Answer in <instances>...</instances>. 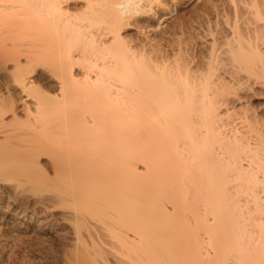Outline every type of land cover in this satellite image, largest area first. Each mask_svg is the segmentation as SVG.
<instances>
[{
	"label": "bare ground",
	"instance_id": "bare-ground-1",
	"mask_svg": "<svg viewBox=\"0 0 264 264\" xmlns=\"http://www.w3.org/2000/svg\"><path fill=\"white\" fill-rule=\"evenodd\" d=\"M162 1L0 0V182L73 213L57 263L264 264V98L253 115L234 99L264 94V0L230 1L198 62L127 37Z\"/></svg>",
	"mask_w": 264,
	"mask_h": 264
},
{
	"label": "rangeland",
	"instance_id": "rangeland-1",
	"mask_svg": "<svg viewBox=\"0 0 264 264\" xmlns=\"http://www.w3.org/2000/svg\"><path fill=\"white\" fill-rule=\"evenodd\" d=\"M163 1H162L163 3H161V4H153V7L147 8L146 13L140 17L141 21H140L139 25L134 23L132 26H130L127 29L128 32H126V33L128 35L125 34V35H127V37L130 38V41L133 40V44H135L137 46H138V43H139V46H142L141 45V42H142V44H145L144 45V46H146L145 48L146 49L148 48L147 50H150L149 48L152 47V51L155 52V49H157L156 50L157 52L155 53L157 57L159 56L158 54H160V53H158V50L160 49L158 47H161L162 50H163V47H165L164 51H160L161 49L159 50V52H161V54H162V52H165L164 53L165 55H163V56L160 55L158 58L165 57L166 51H167L168 53H170V52L171 53L169 55L167 54V57H165V58H168V56L170 58V55H171L170 59H173V57H172L173 51H175V52H181L182 51L183 53L187 52V53H185L186 55H188V53H189L188 57H191V58H188L186 55H184L181 52V55L183 54V56H186V59H193L194 58L196 60V59H198V56L201 57V58L199 57V59H202L203 54L207 55V53L209 52L208 48H211V46H212L211 44H213L212 40L214 41L215 36L212 39L210 37V35L212 36L213 33L211 34L210 32L216 31L214 29L216 26V23H217L216 21H219L218 23H221L220 25L222 27V28L221 27L218 28L220 30V32L218 34L224 35V36L222 35L223 36L222 37V36H219L217 34L216 38L220 37L221 41H222V42L220 41V38L217 39V41L221 43L220 44L217 42L219 47L225 41L226 34L227 35L230 34L229 33L230 32V29H229L230 26L228 27L226 25L225 20H224L225 17H222V16H224V14L226 12L231 13L233 11L234 3L230 2L232 0H163ZM200 23H201V25H200ZM223 27H224V29H223ZM210 29L212 31H209ZM216 29H217V27H216ZM227 31H228V33H227ZM222 32H224V33H222ZM207 33H210V35ZM215 35H216V33H215ZM201 38H202V40H201ZM177 39H179V40H177ZM140 40H141V42H140ZM175 40L177 43L175 42ZM147 41H148V43H147ZM179 42H181V43L183 42L179 46H183V45L185 46V47L183 46L184 48L183 47L181 48L182 50L178 49V47H174V43L176 44V46H178ZM168 43H170V44H168ZM172 43H173V45H172ZM130 44H132V42H130ZM159 44H161V45H159ZM185 44H187V45H185ZM148 45H152V46L148 47ZM170 45H172V47L174 49L177 48L178 51L174 50ZM168 46H170L172 49ZM205 46H206V48H204ZM185 48H188L186 50H189V52L183 51V49H185ZM205 50L207 53H204ZM190 52H191V54H190ZM194 53H196V54H194ZM191 55L195 56L196 58L191 56ZM199 59L196 62H198ZM165 60L167 61V59H165ZM169 61L172 62L171 60H169ZM169 61H168V64H169ZM3 66H4L3 64L0 65V92L6 94V91H5L6 90L5 88H7L6 84L8 86H11V84H12L11 77H9L10 76L9 72H11V71L6 70V67L5 66L3 67ZM8 66L9 65H7V67ZM52 84L53 85H51V83H50V85L53 88H55L57 86L55 82H53ZM15 90L16 91L12 90V92L14 94L13 95L14 99H15L14 101H15V103H17V107H18L17 111H19V115L22 116V115H24V113L26 115L28 108H31V110L33 109L32 111H35V107H34L35 104L32 106L33 102H31V98L26 99V95L24 96V94L20 92V88L19 89L17 88ZM247 91L252 92V90L248 89L245 92L241 91L242 93H240V94L238 93L240 96L244 95L243 96L244 98L242 96L241 97L237 96L238 98L234 97L235 105H236L237 109L240 108L241 106H243L245 109V107L248 106L246 111H247V113L249 111L251 112L250 114L248 113V115H251V114L253 115V113L255 114L257 109H259V108H257L260 106L259 103L263 102L264 96H262V95H264V94H262L260 89H258V88H256L255 91L258 92V94L260 91L261 94L259 95V97L255 93V91H253V94L248 93ZM254 95H256L258 98L255 97ZM249 96L252 98H248ZM260 96H262V97H260ZM241 98H243L244 101ZM238 101L240 102V104ZM26 104H28V106H27L28 108H26ZM248 108H249V110H248ZM253 108H255V109L257 108L256 111L254 109L255 112H252ZM241 111H242V107L237 112L238 113L240 112V114H241L243 112V111L242 112ZM258 111H261V109ZM236 116L237 115H235V117L231 118L232 120H229L230 124L233 123L229 127V129H231V127H233V129L236 128V125L240 122V120L238 118L237 119L239 121H237ZM237 117H239V115ZM9 184L8 183L4 184L3 182H0V245H6L7 246V248H5L3 251H2V248L0 247V257L2 255H4V257L8 259V258H10V256H12V255L14 256L15 252L20 253L21 251H19L17 248V246L19 247V244L28 246L29 244L35 245L38 243L39 244L43 243L42 245L45 246V248H46L45 250L48 252L47 256L45 254L43 255L42 253H41L42 255L39 253H36L33 255V254H27L26 252L25 253L21 252L20 256L25 255L24 258L23 257H21V258L25 259L24 261H27V264H42V262H43V264H47V263L48 264H65L64 261H60L59 263H57V261H55L54 257L56 256L55 254L61 255L62 254L61 252L64 251V250L62 251L60 249V247H59L60 243L61 244L66 243L68 252L70 250H72L71 248H73V244L77 243L76 238H75V234L73 233L74 232L73 231L74 226L72 224L73 218H72V216H70L73 213L71 214L67 210H63L61 208H58L57 206H59V205H57V203L53 202V199L51 196L52 194L47 193L48 195L47 194L40 195L42 197H40L39 195H37L38 197L37 196L34 197L35 195H32L30 192L27 194L28 190L25 191V188H23L24 190H22V188H20V190H19V188L17 190L15 189V191H16L15 192L13 190L14 187H12L11 183H9ZM24 192H26V193H24ZM50 196H51V198H50ZM70 218H72V219H70ZM22 242H23V244H22ZM101 243H103V242L101 241ZM103 248L110 251V248L108 246L103 245ZM59 250H60V252H59ZM66 253H67V251H66ZM42 256L44 259L42 258ZM112 257H113L112 255L108 256L109 262L111 263V261H112V263H115V261L112 260L114 257L113 258ZM43 260H45L47 262H45ZM17 261H18V259H16V261H14L15 263H13V264H26V262L24 263L23 261H19L20 262L19 263ZM116 263H117V261H116ZM102 264H104V263H102Z\"/></svg>",
	"mask_w": 264,
	"mask_h": 264
}]
</instances>
